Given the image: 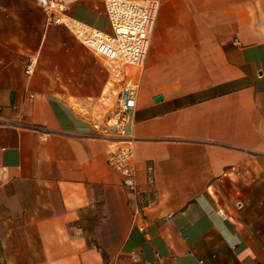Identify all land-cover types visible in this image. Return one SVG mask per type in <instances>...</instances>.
I'll use <instances>...</instances> for the list:
<instances>
[{
	"label": "crops",
	"instance_id": "1",
	"mask_svg": "<svg viewBox=\"0 0 264 264\" xmlns=\"http://www.w3.org/2000/svg\"><path fill=\"white\" fill-rule=\"evenodd\" d=\"M159 2L133 74L137 196L90 121L105 59L36 0H0V186L25 218L11 263L264 264V0ZM66 12L111 31L104 0Z\"/></svg>",
	"mask_w": 264,
	"mask_h": 264
},
{
	"label": "built area",
	"instance_id": "2",
	"mask_svg": "<svg viewBox=\"0 0 264 264\" xmlns=\"http://www.w3.org/2000/svg\"><path fill=\"white\" fill-rule=\"evenodd\" d=\"M47 15V20L70 28L92 51L102 56L113 72L99 100L100 110L90 112L96 135L109 143L108 164L120 175L122 182L137 196L142 190L137 181L134 136L130 128L140 83L133 78L143 71L151 37L160 6L159 0H104L111 31L73 17L66 12L72 0H36ZM36 59L29 57L24 71H34ZM146 180L155 183L153 164L146 166ZM140 206L136 207V213ZM203 263V261H201Z\"/></svg>",
	"mask_w": 264,
	"mask_h": 264
},
{
	"label": "rangeland",
	"instance_id": "3",
	"mask_svg": "<svg viewBox=\"0 0 264 264\" xmlns=\"http://www.w3.org/2000/svg\"><path fill=\"white\" fill-rule=\"evenodd\" d=\"M15 192H19L15 187L0 186V264H13L10 259L24 252L20 248L25 240L24 209L19 212L24 203L8 198Z\"/></svg>",
	"mask_w": 264,
	"mask_h": 264
},
{
	"label": "water",
	"instance_id": "4",
	"mask_svg": "<svg viewBox=\"0 0 264 264\" xmlns=\"http://www.w3.org/2000/svg\"><path fill=\"white\" fill-rule=\"evenodd\" d=\"M161 98H162V95L161 94H159V95L156 96V99L157 100H160Z\"/></svg>",
	"mask_w": 264,
	"mask_h": 264
}]
</instances>
